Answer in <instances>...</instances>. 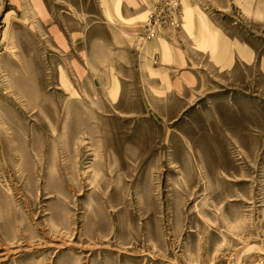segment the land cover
Returning a JSON list of instances; mask_svg holds the SVG:
<instances>
[{
  "label": "rangeland",
  "instance_id": "1",
  "mask_svg": "<svg viewBox=\"0 0 264 264\" xmlns=\"http://www.w3.org/2000/svg\"><path fill=\"white\" fill-rule=\"evenodd\" d=\"M183 1L145 42L184 33ZM188 1L252 61L195 53L196 86L134 72L111 103L59 48L94 1L0 0V264H264V0Z\"/></svg>",
  "mask_w": 264,
  "mask_h": 264
},
{
  "label": "crops",
  "instance_id": "2",
  "mask_svg": "<svg viewBox=\"0 0 264 264\" xmlns=\"http://www.w3.org/2000/svg\"><path fill=\"white\" fill-rule=\"evenodd\" d=\"M92 1L99 8L98 21L62 38L59 48L65 53L76 49L82 60L73 63L74 72L90 77L111 103L124 94L126 77L134 72L154 81L159 93L196 86L198 77L191 71L200 65L195 53L209 54L223 71L233 69L238 58L248 64L253 59L252 47L231 39L188 0L181 2L184 33L167 29L151 42L144 41V29L158 0Z\"/></svg>",
  "mask_w": 264,
  "mask_h": 264
}]
</instances>
